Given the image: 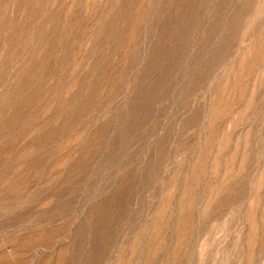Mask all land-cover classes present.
<instances>
[{"label": "rangeland", "instance_id": "obj_1", "mask_svg": "<svg viewBox=\"0 0 264 264\" xmlns=\"http://www.w3.org/2000/svg\"><path fill=\"white\" fill-rule=\"evenodd\" d=\"M0 264H264V0H0Z\"/></svg>", "mask_w": 264, "mask_h": 264}]
</instances>
